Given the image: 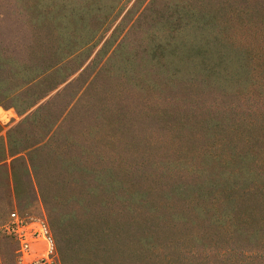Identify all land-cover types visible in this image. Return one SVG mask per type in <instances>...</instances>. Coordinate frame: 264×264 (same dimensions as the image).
Wrapping results in <instances>:
<instances>
[{"label":"rangeland","instance_id":"rangeland-1","mask_svg":"<svg viewBox=\"0 0 264 264\" xmlns=\"http://www.w3.org/2000/svg\"><path fill=\"white\" fill-rule=\"evenodd\" d=\"M0 106V264L48 210L59 264H264V0H0Z\"/></svg>","mask_w":264,"mask_h":264},{"label":"built area","instance_id":"built-area-1","mask_svg":"<svg viewBox=\"0 0 264 264\" xmlns=\"http://www.w3.org/2000/svg\"><path fill=\"white\" fill-rule=\"evenodd\" d=\"M15 116L14 109L0 106V124ZM2 229L18 243V264H59L56 240L44 216L26 218L12 211Z\"/></svg>","mask_w":264,"mask_h":264},{"label":"trees","instance_id":"trees-1","mask_svg":"<svg viewBox=\"0 0 264 264\" xmlns=\"http://www.w3.org/2000/svg\"><path fill=\"white\" fill-rule=\"evenodd\" d=\"M224 5L225 4H222V1H221V3L219 2V3L215 4L214 6H210V8H208V9L207 8H204L203 11H201L200 9H197V10H199V14L200 15H203L204 17L208 18V20L213 21V17L215 16L216 13H218L219 11H222L223 9H224V11L227 10L226 9L227 6L225 7ZM182 10L183 9H181V10L180 9L179 10L177 9V10H175L173 16L169 20L171 22H176L177 21V24H176L177 26H176V28L173 29L174 35L177 34L178 32H180L181 29L185 25L184 23L182 24L180 21H178V20H180V18L178 16L182 12ZM187 12H188L187 15L188 16H191L192 19L194 18V15L193 14H197V12L195 10L194 11H191L190 9H187ZM176 42L177 41L174 38L167 39V41H165V42H161L160 47L162 48V51L164 53V56H166V55H171V56L174 55V53L179 48V46L176 44ZM197 48H198L199 52H200V49H202L201 46H197ZM204 53H205V55H207L206 52H204ZM198 57L201 58L202 63L204 65L207 62L208 63L207 64V67H211L214 70L213 71L214 74H211V75H213V76L215 75V77L217 75L218 76L220 75V72L218 73V71L219 70H223V69L221 68V66H218V65L222 64V62L224 61V58H223V56L221 55V53L219 51L216 53V57L206 58L204 55L203 56L202 55H198ZM222 58H223V60H222ZM216 66H217L218 71L215 68ZM251 126H253V125H251ZM254 130H256V133L254 132ZM251 132L253 134H255V135H257L260 132H264V124H261V125L258 124L257 126L251 128ZM245 142H250V141H249V139H246ZM43 144H44V141L43 140L39 142V145H43ZM30 148H31V146H27L26 148H23L21 151H18V152L14 153L11 156H14L16 154H19L21 152H24L26 150L29 151ZM262 149H263V155H264V141H263V147H262ZM254 163H255V166H258L259 167L260 164H259V162L257 160H255ZM255 181H256L255 178H251V180L248 181V183L247 182H243V183H240L239 186L232 187L233 188V193H234L235 197L236 198H243V196H247L249 194H257L256 191H258V190L261 191V194L264 196V190L258 189L259 187H258V185L256 186V182ZM48 216H49L48 217V220H49V223H50L51 230L53 231V233H55L57 236H59V234L62 233L61 231L64 232V230L62 229V227H60V225H59L56 217L51 212V210H48ZM262 228H263V234H264V221L262 222ZM140 249H142V247ZM140 249L135 248V251L130 252L131 255H132V258H135V257H137V256H139L141 254L140 251H137V250H140ZM58 254H59V257H60L59 250H58ZM60 259H61V257H60ZM66 263H68V260H67Z\"/></svg>","mask_w":264,"mask_h":264}]
</instances>
